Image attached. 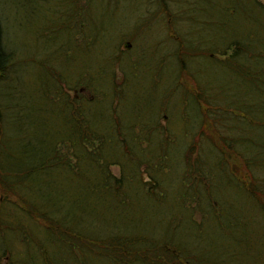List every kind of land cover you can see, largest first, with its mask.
Returning a JSON list of instances; mask_svg holds the SVG:
<instances>
[{"label": "trees", "instance_id": "trees-1", "mask_svg": "<svg viewBox=\"0 0 264 264\" xmlns=\"http://www.w3.org/2000/svg\"><path fill=\"white\" fill-rule=\"evenodd\" d=\"M66 1L63 27L93 47L86 0ZM151 14L156 30L121 32L93 74L69 42L61 70L37 61L34 102H7L8 132L1 112L0 193L116 264H264V2L154 0ZM14 55L0 36L2 78Z\"/></svg>", "mask_w": 264, "mask_h": 264}, {"label": "rangeland", "instance_id": "rangeland-1", "mask_svg": "<svg viewBox=\"0 0 264 264\" xmlns=\"http://www.w3.org/2000/svg\"><path fill=\"white\" fill-rule=\"evenodd\" d=\"M79 1L82 3L84 0ZM144 3L146 10L142 8L143 0H86V13L83 16L85 25L82 29L87 39L96 44L85 49L82 46L84 44L71 37L73 32L63 27L70 18L64 12L74 7L72 2L0 0L2 48L15 52L10 65L8 64L9 71H5L8 76H0V117L1 112L6 110L1 117L4 119L2 129L8 132L12 123L9 118L11 108L5 107L7 102L11 105L18 102L19 107L34 102L32 99L35 92L45 83V79L49 80L46 66H38L37 61L54 64L57 71L63 68L60 59L64 53V42L72 45L71 53L75 58L72 64L75 70L83 68V71L93 74L100 67L99 64L108 66V54L112 51L113 41L121 32L127 31L133 25H140V30L145 33L156 30L153 25H145L144 17L152 16L154 0H144ZM148 20L152 21L151 18ZM157 35L152 33L150 38L154 40ZM123 45L124 43L122 47ZM10 90L12 94L9 98ZM16 91H20L21 96L17 97ZM71 94L76 95V91ZM1 123L0 119V127ZM110 171L115 176L120 174L117 165H111ZM168 199H171L170 196ZM161 207L156 205L153 209L159 212ZM148 208L152 209L150 205ZM161 211L168 215L164 207ZM193 216L196 221L201 219L199 211L195 210ZM143 221H148L151 231H158L155 218H151L149 213L144 216ZM132 223L133 221L128 224ZM46 231V226L31 217L17 197L0 193V264H116L107 257L96 256L92 247L76 246L74 249L64 243L58 233L51 234ZM183 231L184 229H178L176 236L179 238L180 232L185 243L195 248L196 244L192 243L193 233L188 236Z\"/></svg>", "mask_w": 264, "mask_h": 264}]
</instances>
